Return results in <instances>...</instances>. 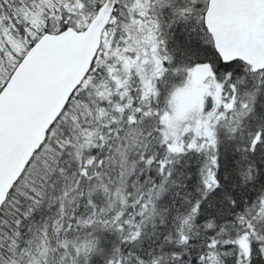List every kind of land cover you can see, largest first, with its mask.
I'll return each instance as SVG.
<instances>
[{"label": "snow or ice", "instance_id": "6c2138e0", "mask_svg": "<svg viewBox=\"0 0 264 264\" xmlns=\"http://www.w3.org/2000/svg\"><path fill=\"white\" fill-rule=\"evenodd\" d=\"M0 264H264V0H0Z\"/></svg>", "mask_w": 264, "mask_h": 264}]
</instances>
